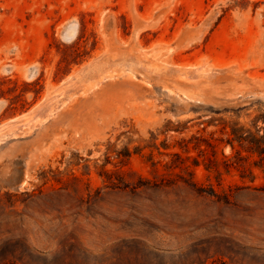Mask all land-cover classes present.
Wrapping results in <instances>:
<instances>
[{
    "label": "rangeland",
    "instance_id": "374dc122",
    "mask_svg": "<svg viewBox=\"0 0 264 264\" xmlns=\"http://www.w3.org/2000/svg\"><path fill=\"white\" fill-rule=\"evenodd\" d=\"M0 264H264V0H0Z\"/></svg>",
    "mask_w": 264,
    "mask_h": 264
},
{
    "label": "trees",
    "instance_id": "16d2710c",
    "mask_svg": "<svg viewBox=\"0 0 264 264\" xmlns=\"http://www.w3.org/2000/svg\"><path fill=\"white\" fill-rule=\"evenodd\" d=\"M242 132L243 131L239 132V127L236 125V123L233 122L230 126V134H232V137L237 140H240L243 138Z\"/></svg>",
    "mask_w": 264,
    "mask_h": 264
}]
</instances>
